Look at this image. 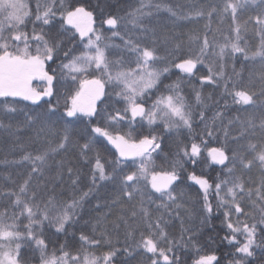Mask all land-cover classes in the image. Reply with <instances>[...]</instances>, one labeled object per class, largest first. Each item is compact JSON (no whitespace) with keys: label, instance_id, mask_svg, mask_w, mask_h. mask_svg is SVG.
Returning a JSON list of instances; mask_svg holds the SVG:
<instances>
[{"label":"snow or ice","instance_id":"6c2138e0","mask_svg":"<svg viewBox=\"0 0 264 264\" xmlns=\"http://www.w3.org/2000/svg\"><path fill=\"white\" fill-rule=\"evenodd\" d=\"M250 3L256 4L257 0H225L222 12L230 13L235 24L233 29L235 36H225L223 44L214 40L210 41L207 34L202 42L199 36H190L189 40L193 46L189 48L187 56L177 55L181 48L180 44H176L175 48L168 52L173 60L180 61L173 62L170 66L180 69L189 77L197 75L198 64H207L208 74L199 77L201 82L216 84L218 80H223L225 93L232 97L234 104L242 107L255 106L257 101L254 97L257 93L238 89L236 82H232V87L229 88L231 77L225 79L224 61L226 57L235 60L238 53L245 59L249 58L245 47L240 44L242 26L236 21L238 11L243 10ZM259 5L264 6V0H259ZM216 11L213 7L208 12V16L211 17ZM203 14V12L196 13L197 16ZM130 15L132 23L142 27L139 21L146 14L138 9ZM32 16L33 13L24 0H0V98H4L0 103V116L22 112L25 124L33 127L37 139L45 141L48 145L36 155L28 152L21 157L20 162H27L31 168L18 186V190L4 189L0 186V264H24L21 252L26 244L34 245L41 252V264H58L55 257L45 258L47 243L44 238V229L50 227L57 233L66 232L77 210L83 207L84 201L98 186L97 181L118 183L122 195L128 201H136L129 216L119 217L125 228V246L122 250L116 248L112 244L110 234L103 231L101 236L109 245V251L97 257L84 249L83 259L79 253L71 255L65 251L59 258V264H114L118 254L130 256L138 249L151 254V264H160L161 260L164 264H179V257L175 255L177 242L170 239L166 231L168 221L165 215L180 218L179 210L184 205L178 202L175 193L182 179L181 173L187 171L185 165L190 164L196 167L201 163V145L206 147L207 142L202 135L200 144L193 140L190 145H183L174 154L173 159L168 160L167 154L163 153V137L151 132L140 139L132 137V125L137 117L146 119L149 126L161 121L167 131L182 126L189 132L192 131L195 119L194 109L187 105L179 94V82L165 85L169 94L161 93L151 107L145 109L143 102L145 93L149 89L156 88L161 83V76L169 71V64H165L162 68L156 66L158 62L166 60V57L159 55L155 46H142L129 38L124 41V44L125 48L134 54V60H130L129 63H135L136 67L122 70V59L111 60L106 55V49L110 47L106 42L109 38L93 27L94 13L83 4L71 6L66 5L64 0H37L34 20L29 19ZM123 19L108 15L101 23L113 30L112 36H118L119 32L115 29ZM28 23L33 24L31 33L25 30ZM254 23L260 27L262 42L260 50L253 55L264 58V12L254 17ZM37 25H39V31ZM72 29L75 30L72 33V39H75L78 33L79 42L83 44L84 51L80 55L73 56L68 63H63L61 68L68 70L67 75H70L73 81L79 80V88L70 97V106H66L65 112L57 116L59 100L55 104L51 100L43 101V105L46 106L42 105L44 97L56 95L54 90L60 83L56 69L46 70V63L53 61L63 47L64 40L58 37V33H69ZM153 45H155V39ZM210 48L211 51H209ZM69 51L64 52L65 57L69 55ZM114 65L120 67L113 71ZM49 71L52 72L51 75ZM91 71L98 72L100 78L88 79L87 76ZM235 75L239 76V73ZM81 76L84 78L80 79ZM34 79L46 81L47 86L37 90L32 87ZM106 83L118 87L120 90L116 95L126 102V107L123 110L116 109L115 115L107 113L106 109L98 110L97 108V101L105 96ZM259 96L264 97V88L261 89ZM8 98L13 99L8 100ZM21 101L31 102L34 106L33 110L24 111L18 108ZM196 101L202 102L199 92L196 93ZM220 115L217 113L213 117V126ZM199 116L201 120H204L203 111L199 113ZM82 117L88 118V126L82 132V138L87 137V139L83 144L74 145L75 121L68 118L79 120ZM101 118L104 119L103 125L100 124ZM94 120L95 123H93ZM125 120L128 121L130 130L121 134L118 126ZM248 124L254 127L251 120ZM213 126L205 123L204 133L208 137H213L216 130ZM0 127H5L2 121H0ZM260 127L264 129V119L261 120ZM224 135L226 140L222 146L207 148V154L212 165L223 166L222 170H226L227 178L221 179L218 175L216 180L210 183L207 177L196 175L195 172L189 173L188 178L199 185L203 193L202 207L206 215L201 220V224L207 225L214 211L215 214L221 215V224L229 230L224 239L228 240L235 247V253L239 254V258L232 264H250V258L256 256L257 250L264 254V191H262L264 177L261 179L260 186L256 188V197L260 204L257 205L253 201L254 207L260 213V219L256 221L253 217L252 222L249 223L248 217L252 214L245 212L241 202L245 195L251 199L253 191L251 188L246 189L243 180L235 176V172L238 165L243 169H251L255 164L264 174V144L258 146L248 143L247 149L253 153L252 158L249 159L237 150L230 149L227 143L228 132L225 131ZM243 135L244 132H241V136ZM49 136L54 137L56 142L47 139ZM101 137L116 150L114 158L108 161L110 171L102 162L101 152L95 148V144ZM237 139L239 138L233 137V140ZM70 146H78L80 155L85 160L89 159L87 154L93 152L95 163L88 190L80 191L79 195L74 194L69 202L58 199L53 181L63 178L65 165L68 163L63 159L55 160V156L61 152H67ZM157 150H159L158 155H164L167 167L156 164L152 154ZM50 159L56 171L53 177L48 178L45 177V169L53 167V164L49 163ZM66 171L69 177H74L71 179V185L75 190L80 179L78 170L74 172L73 167L68 166ZM41 177L45 179L41 180ZM11 183L15 184V181ZM149 184L152 192H146ZM154 193L159 194L156 199L161 203H155ZM212 193H215L216 197L215 210L209 200ZM149 204H155L158 215L153 216L152 210L147 206ZM21 217L27 219L23 230L20 226ZM141 223L144 230H140ZM115 227L119 228L120 225L116 224ZM258 229L262 234L260 243L257 242ZM138 230L139 238L137 239ZM183 231L187 230L182 229ZM238 236L243 237V240L238 239ZM80 240L91 246H99L101 243L100 240L84 234H81ZM216 259L214 255L201 256L196 264H212Z\"/></svg>","mask_w":264,"mask_h":264},{"label":"trees","instance_id":"16d2710c","mask_svg":"<svg viewBox=\"0 0 264 264\" xmlns=\"http://www.w3.org/2000/svg\"><path fill=\"white\" fill-rule=\"evenodd\" d=\"M24 2L27 3L28 9L33 13V16L29 19L34 20L37 0H24ZM64 2L66 5L71 6L83 4L93 11L95 19L93 27L102 31L109 38L106 42L110 47L106 49V55L111 60L122 59V70L136 67L135 63H129L130 60H134V54L128 51L124 44V41L129 38L139 42L142 46H155L158 54L166 57V60L158 62L156 66L162 68L165 64H169V71L161 76V83L156 88L149 89L145 93L143 97L145 109L150 108L161 93L164 95L169 94L165 85L179 82V94L184 98L185 103L194 109L195 119L192 131L189 132L183 126L167 131L161 121L149 126L146 119L142 120L137 117L136 122L132 125V137L133 139H140L150 132L163 137V153L167 154L168 160H171L183 145H190L193 140L200 144L201 136L203 135V139L207 143L206 147L201 145V163L196 167L190 164L185 165L187 171L181 173L182 179L176 188L175 194L178 197V202L184 205L179 210L180 218L166 214L165 219L168 221L166 231L170 239L177 242L175 255L179 257V264H196V261L201 256L208 255H214L217 258L212 264H232L235 259L239 258V254H236L235 247L224 239L229 230L221 224L222 216L215 214V211L207 225L201 224V220L206 215L202 207L203 193L200 191L199 185H196L194 181L188 178V174L195 172L196 175H204L209 179L210 183L214 182L218 175L221 179L227 178L226 170H222L223 166L212 165L207 154V148L222 146L226 140L225 131L228 132L227 143L229 148L237 150L241 155H245L249 159L252 158L253 153L248 151V143L257 144L258 146L264 144V129L260 127L261 120L264 119V97L259 96L261 89L264 88V58L259 55H253L260 50L262 42V33L260 32V27L254 23V17L264 12V6H260L259 0H257L256 4L250 3L243 10L238 11L236 23L242 26L240 44L245 47L249 58L245 59L242 54L238 53L235 60L226 57L224 61L225 79L231 77L229 88L232 87V82H236L238 89L242 88L249 92L257 93V96L254 97L257 101L255 106L242 107L234 104L232 97L225 93L223 80H218L216 84L201 82L199 77L208 74L207 64H198L197 75L189 77L180 69L170 66L171 63H179L180 61L179 59L173 60V57L168 55L169 50L174 49L176 44H180L181 48L177 55L181 57L187 56L189 48L193 46L189 40L190 36H199L200 42H202L203 37L207 34L210 41L214 40L220 44L225 42V36L231 35L234 37L235 32L233 29L235 24L231 19L230 13L225 14L222 12L225 0H64ZM213 7L217 11L213 12L211 17H209L208 12ZM138 9L146 14L139 21V25H142V27L134 25L130 15ZM197 12H203L204 14L197 16ZM108 15L124 18L117 29H115V31L119 32L118 36H112L113 30H110L108 25L101 23ZM57 20H59V16H57ZM245 26L246 30H244ZM32 28L33 24L28 23L25 30L31 33ZM37 30L39 31V25H37ZM73 32H75L74 29L69 33H58V37L64 40L63 47L56 54L53 61L46 63V70L50 68L56 69L60 83L54 90L56 95L44 97L42 105L43 101L51 100L55 104L59 100L57 116L65 112L66 106H70V97L79 88V80L73 81L71 76L67 75L68 70L61 68L63 63H68L73 56L80 55L84 51L83 44L79 42L78 33L75 39H72ZM154 39L155 45H153ZM65 51H69L67 57L64 55ZM209 51H211V48ZM118 67L120 66L114 65L113 71L117 70ZM235 73H239V76L235 75ZM49 74L51 75L52 72L49 71ZM83 78V76L80 77V79ZM87 78H100V74L91 71ZM32 86L37 90H42L47 84L46 82H41ZM119 90L118 87L106 83L105 96L97 101L98 110L106 109V112L112 115H115L116 109L123 110L126 107V102L122 97L116 95ZM197 92L200 93L201 103L196 101ZM12 99L8 98V100ZM3 100L4 98H0V103ZM33 107L29 101H21L18 104V108L24 109V111H31ZM201 111L204 112V120L200 119L199 113ZM217 113L221 115L216 119V123L213 126L212 119ZM128 115L130 117V113ZM68 119L75 121L74 145L83 144L87 137L82 138V132L88 126V118L82 117L79 120L76 118ZM24 120L23 113L19 111L0 116V121L5 125V127H0V186L4 189L18 190V186L26 178L31 165L27 162H20L24 154L31 152L36 155L39 151H43L48 147L45 141L37 139L34 128L26 125ZM249 120L252 121L254 127L249 126ZM206 122L216 129L213 137H208L204 133ZM93 123H95V120ZM100 124H104L103 118L100 119ZM7 125H11V127H7ZM118 130L121 134L129 132L128 121L122 122L118 126ZM241 132H244L243 136H241ZM233 137H238L239 139L233 140ZM47 139L56 142L54 137L49 136ZM95 148L101 152L102 162L105 163L106 169L110 171L108 161L114 158L116 151L102 137L95 144ZM158 152L159 150L152 154L156 164L167 167L164 155H158ZM87 156L89 159L85 160L80 155L78 146H70L67 152H61L55 156V160L63 159L68 162L65 165L63 178L53 181L56 185V194L59 200L70 202L74 194L79 195L80 191L88 190L95 161L93 152H89ZM49 163L53 164V167L45 169V177L51 178L54 176L56 169L52 159L49 160ZM68 166L73 167L74 172L78 170L77 174L80 179L75 190L71 185V179L74 177H69L66 171ZM235 176L243 180L246 189H252L253 195L251 199L245 195L241 204L245 212L252 214L248 217L249 223L252 222L253 217L258 221L260 213L254 207L253 201L257 205L260 204L256 197V188L260 186L264 174L261 173L258 165L254 164L251 169H243L238 165ZM45 177L40 179L44 180ZM11 181H15V184L11 183ZM97 185L96 189L84 201L83 207L77 210L76 215L73 217V222L67 226L66 232L57 233L54 228L50 227L44 229V238L47 243L46 259L58 258L65 251L71 255L79 253L81 258H83L84 249L100 257L110 250L109 245L104 242V238L101 236L103 231H107L110 234L112 244L116 248L123 249L125 246V228L119 217L121 215L129 216L136 201H128L120 192L118 183L97 181ZM152 191L149 184L146 192ZM157 196L159 194L154 193L153 200H155L156 204H159L161 201L156 199ZM136 199L138 200L139 197L137 196ZM209 200L215 210V193L209 196ZM114 201L116 202L114 203ZM147 206L152 210L153 216L159 214L155 204ZM181 219H183V224H181ZM233 220H235V216H233ZM129 223H132L131 219ZM24 224H27V219L21 217V230H23ZM116 224H119L120 227L116 228ZM182 229L187 231L182 232ZM140 230H144L142 223ZM81 234L100 240V245L91 246L84 244L80 240ZM182 235L183 239H181ZM261 236L262 234L258 229V243L261 242ZM136 237L137 239L139 238V230L136 233ZM238 239L243 240V237L238 236ZM21 256L24 264L41 263V252L34 245L26 244L22 249ZM151 259V254L146 253L143 249H138L130 256L118 254L114 259V264H151ZM160 264H164V262L161 260ZM250 264H264V254L257 250L256 256L250 258Z\"/></svg>","mask_w":264,"mask_h":264},{"label":"rangeland","instance_id":"374dc122","mask_svg":"<svg viewBox=\"0 0 264 264\" xmlns=\"http://www.w3.org/2000/svg\"><path fill=\"white\" fill-rule=\"evenodd\" d=\"M41 82H46V81H41V80H39V79H34V80L32 81V85L35 84V83H38V84H39V83H41ZM32 87H33V86H32ZM61 256H62V255H61ZM61 256H60V257H61ZM60 257L56 258L57 261H58V264H59V258H60ZM81 259H83V258H81ZM40 264H41V263H40Z\"/></svg>","mask_w":264,"mask_h":264},{"label":"water","instance_id":"95a60500","mask_svg":"<svg viewBox=\"0 0 264 264\" xmlns=\"http://www.w3.org/2000/svg\"><path fill=\"white\" fill-rule=\"evenodd\" d=\"M109 146L115 150V148H114L112 145L109 144ZM115 151H116V150H115Z\"/></svg>","mask_w":264,"mask_h":264}]
</instances>
